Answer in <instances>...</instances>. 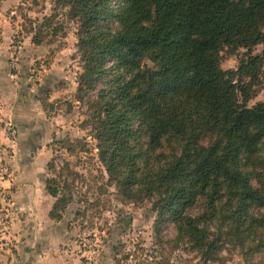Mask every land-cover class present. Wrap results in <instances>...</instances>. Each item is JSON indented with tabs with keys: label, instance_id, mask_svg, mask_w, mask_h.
I'll return each instance as SVG.
<instances>
[{
	"label": "trees",
	"instance_id": "obj_1",
	"mask_svg": "<svg viewBox=\"0 0 264 264\" xmlns=\"http://www.w3.org/2000/svg\"><path fill=\"white\" fill-rule=\"evenodd\" d=\"M60 9L77 25V93L123 195L151 200L156 227L172 222L208 260L227 245L264 252V102L248 105L264 67V0H55L30 28L34 44L63 30ZM226 47L249 56L224 70Z\"/></svg>",
	"mask_w": 264,
	"mask_h": 264
},
{
	"label": "rangeland",
	"instance_id": "obj_2",
	"mask_svg": "<svg viewBox=\"0 0 264 264\" xmlns=\"http://www.w3.org/2000/svg\"><path fill=\"white\" fill-rule=\"evenodd\" d=\"M54 6L55 0H0V59L3 58L0 69L8 66L12 76V85L5 84L1 74L0 94L3 97L4 85L9 86L17 94L21 111L27 113L30 104L38 101V108L46 112L42 130L50 139V159L41 178L40 192L48 191L49 185L60 189L59 196L52 199L50 215L62 230L57 249L65 262L264 264V252L244 256L239 248L229 245L222 249L217 260H208L194 251L191 244L176 240L172 222L160 221V227H156L158 216L151 200L128 199L123 195L101 162L89 121L88 99L77 93L83 61L78 52L76 23L66 19L60 9L63 30L55 36L44 33L41 45L33 43L30 28L36 32V21L50 16ZM262 49L259 45L251 54H259ZM248 56L246 49L233 51L226 47L221 67L236 69L240 60ZM260 102H264V67L257 95L248 105ZM4 139L10 144L4 143ZM18 139L16 124L12 119L4 120L0 107V264L36 263L30 251L36 250L38 242L29 247L28 233L22 231L27 219L25 211L16 209L12 200L14 173L7 156L8 146H16ZM56 204L60 208L54 213L60 214V219L52 215ZM18 211L22 223L12 225V217Z\"/></svg>",
	"mask_w": 264,
	"mask_h": 264
},
{
	"label": "crops",
	"instance_id": "obj_3",
	"mask_svg": "<svg viewBox=\"0 0 264 264\" xmlns=\"http://www.w3.org/2000/svg\"><path fill=\"white\" fill-rule=\"evenodd\" d=\"M3 43L6 45V41ZM1 61L3 58L0 59ZM8 71V66L2 67L0 77L3 74V78L6 79L5 84L12 85V76ZM4 87L3 97L0 94L3 118L5 121L12 119L19 134L16 146H8L7 162L14 173L12 200L16 209L25 211L27 219L23 221L22 231L28 233L29 247H34L33 244L38 242L36 250H31L30 255L36 260L35 264H69L57 249L58 241H62L63 235L62 230L58 228V222L50 215L54 197L47 190L40 192L43 187L41 178L46 172L45 168L50 159L48 149L50 139L47 132L42 130L46 112L38 108V101L30 104V111L27 113L23 109L21 111V103L16 101L17 94L15 95L9 86L4 85ZM3 142L10 144L6 139ZM46 202L49 204H44ZM15 214L16 216L12 217V225L17 226L22 221L18 215L19 211Z\"/></svg>",
	"mask_w": 264,
	"mask_h": 264
}]
</instances>
